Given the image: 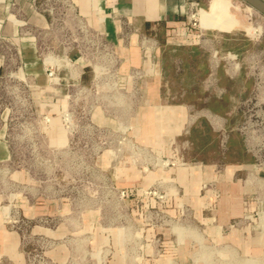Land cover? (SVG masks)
Returning <instances> with one entry per match:
<instances>
[{"label": "rangeland", "instance_id": "obj_1", "mask_svg": "<svg viewBox=\"0 0 264 264\" xmlns=\"http://www.w3.org/2000/svg\"><path fill=\"white\" fill-rule=\"evenodd\" d=\"M203 3L223 14L208 25L210 42L162 48L163 100L185 106L179 127L164 114L147 130L142 93L112 79L35 91L0 75V264H264V187L226 226L212 220L220 175L236 182L234 166L250 159L237 126L264 93V15L241 0ZM183 13L200 35L199 0ZM68 21L63 44L107 68L71 8ZM55 46L48 40V54Z\"/></svg>", "mask_w": 264, "mask_h": 264}, {"label": "crops", "instance_id": "obj_2", "mask_svg": "<svg viewBox=\"0 0 264 264\" xmlns=\"http://www.w3.org/2000/svg\"><path fill=\"white\" fill-rule=\"evenodd\" d=\"M31 0H17V12H1L5 21L0 28V39L7 45V50L0 52V75H8L14 80H23L30 90L48 91L49 63L59 61L63 54L72 56L78 62L77 79L82 84L89 83L92 77L90 69L91 57L86 52L68 50L63 41L68 36V13L70 9L63 7L61 1L50 5L46 0H37L35 7L29 5ZM189 0H72L76 14L86 20L91 28L101 33L103 38L114 47L119 57V73L124 81L135 83L142 93L136 105L142 106L140 120L158 122L164 114L174 118L175 127L181 126L185 119V106L181 103H165L162 88V48L166 43L183 42L185 38L170 28L165 32L166 25L171 17L184 20V8ZM61 2V3H60ZM208 23L214 24L215 19L223 22L222 13L211 11L209 5L199 0ZM241 2H243L241 0ZM210 4V3H209ZM243 4H246L243 2ZM248 14L253 10L243 7ZM60 10L65 18H57L51 11ZM72 11V10H71ZM59 20V27L50 28ZM137 29V30H135ZM48 40L55 42V48L48 54ZM187 44H201L198 35L191 34ZM111 47V46H110ZM61 77L65 80L59 87L64 90L66 81L70 82L69 70L62 68ZM44 100H48L47 97ZM34 97V104H36ZM212 128L224 127L225 118L220 117L219 123H214L210 117ZM150 128V127H149ZM238 133V132H237ZM180 134V132H179ZM240 136L241 134L238 133ZM243 141V137H242ZM244 142V141H243ZM243 144V143H242ZM244 153L249 160L234 166L240 176L236 182L230 179V174H221L218 179L221 196L217 202L219 210L212 211L217 217L219 227L226 226L233 217L243 215L253 207L252 196L256 187H264V169L255 168L254 158L247 151ZM213 168V166H210ZM238 191L240 193H238ZM238 193V194H237Z\"/></svg>", "mask_w": 264, "mask_h": 264}, {"label": "built area", "instance_id": "obj_3", "mask_svg": "<svg viewBox=\"0 0 264 264\" xmlns=\"http://www.w3.org/2000/svg\"><path fill=\"white\" fill-rule=\"evenodd\" d=\"M57 1H61L63 7H68L69 9L71 8L73 9V11H75L72 0H55L54 3H52L51 0H46V2H49L50 5L57 4ZM36 4L37 0L29 1V5L32 7H35ZM0 9L1 12H6L7 14L19 11L17 0H0ZM51 13H53V11H51ZM76 15L79 16L78 14ZM4 21L5 17L2 15V13H0V28L2 27ZM79 22L81 30H85V32L89 33L91 36H94L97 40L100 41L101 44H103L105 50H103L101 58L108 59L109 63L107 68H102L101 66L94 68L91 65L90 69L93 75V79L91 81H93L94 79L97 81L101 79V77L104 79L108 78L112 79V85L114 88H119L121 90L126 89L127 91L132 90L139 93L135 83L124 81L121 78V75L117 68V65L119 64V57L117 56L114 47L103 38L99 31L91 28L86 20H82L79 17ZM169 22L173 23L172 25H170L172 30L177 34H181L185 38L183 42H186L188 37L193 34V29L196 28V22H192V17H188L187 21L185 19L181 20L179 19V17H171L169 19ZM198 36L201 39V29L200 35ZM176 44H179V42H176ZM62 68H66L67 70H69L70 78L72 79L70 82L66 81L65 90L69 91L71 88L73 89L76 87L79 90H86L88 88V85L82 84L77 79H74L77 78L78 75V62L68 54H63L59 61L49 63L47 72L48 84L54 85L56 87L65 82V80L60 75V71L62 70ZM260 87V84H258L257 90H259ZM247 102V105L250 106L251 104L252 107L248 108V110L246 111L247 113H245L241 124L237 126V130L243 137V141L247 151L254 158L255 168L264 169V93L259 92L255 97L249 99ZM209 116L215 119L214 123L220 122L219 116L212 113Z\"/></svg>", "mask_w": 264, "mask_h": 264}, {"label": "bare ground", "instance_id": "obj_4", "mask_svg": "<svg viewBox=\"0 0 264 264\" xmlns=\"http://www.w3.org/2000/svg\"><path fill=\"white\" fill-rule=\"evenodd\" d=\"M244 2V1H243ZM245 3V2H244ZM247 4V3H246ZM249 5V4H247ZM252 9H254L255 11H257L254 7H252L251 5H249ZM259 12V11H257ZM260 13V12H259ZM261 14V13H260ZM199 21H200V26H201V43L205 44L210 42L208 35H207V30H208V20L206 19V16L203 12V10L201 9V5L199 2Z\"/></svg>", "mask_w": 264, "mask_h": 264}, {"label": "water", "instance_id": "obj_5", "mask_svg": "<svg viewBox=\"0 0 264 264\" xmlns=\"http://www.w3.org/2000/svg\"><path fill=\"white\" fill-rule=\"evenodd\" d=\"M264 15V0H243Z\"/></svg>", "mask_w": 264, "mask_h": 264}]
</instances>
